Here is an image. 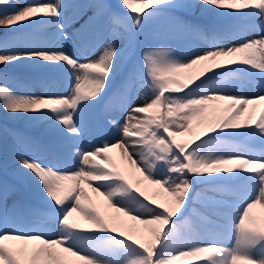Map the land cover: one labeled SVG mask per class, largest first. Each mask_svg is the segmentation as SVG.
<instances>
[{
    "label": "snow or ice",
    "instance_id": "6c2138e0",
    "mask_svg": "<svg viewBox=\"0 0 264 264\" xmlns=\"http://www.w3.org/2000/svg\"><path fill=\"white\" fill-rule=\"evenodd\" d=\"M119 5L0 0V110L43 132H9L30 195L0 183V264H264V94H230L249 78L264 93V0ZM161 18L206 47L146 50L113 88ZM18 67L30 74L10 76ZM90 128L119 137L84 150ZM62 151L74 168L54 162Z\"/></svg>",
    "mask_w": 264,
    "mask_h": 264
},
{
    "label": "rangeland",
    "instance_id": "374dc122",
    "mask_svg": "<svg viewBox=\"0 0 264 264\" xmlns=\"http://www.w3.org/2000/svg\"><path fill=\"white\" fill-rule=\"evenodd\" d=\"M77 3H86L87 0H75ZM114 6L116 11H121V7L119 5V0H109ZM91 13H87L79 23H83V20L87 19V15ZM195 18L203 24L212 25L217 22V18L212 13H201L197 11L195 14ZM79 23L76 24V27H79ZM5 30L0 29V33H3ZM145 35V36H144ZM254 36L260 35L259 32L253 34ZM143 36V37H140ZM148 40L152 43V48H170L173 50L174 55L179 58H186L193 51L206 47L204 41L199 39L193 35H176L167 31L166 21L161 18L156 21L153 25H151L144 33L140 34L137 37L135 47L128 59L124 71L121 72L117 77L115 82L113 83V88L120 82V80L125 76L128 72V69L132 66H135L138 70H143V60L142 56L146 50L143 43H147ZM65 50L72 52V44L71 42H66ZM98 54L94 53L93 57ZM10 76H27L29 73L23 67H18L14 69H9ZM71 79L64 78L61 80L55 91L57 93H64L70 87ZM9 86L12 85V80L8 81ZM36 94H41L42 89L39 85L33 88ZM230 94H241L245 96H252L254 94H264L261 93L259 88L256 86V81L253 78H249L245 80L242 86L236 87L231 90ZM146 95L150 97V93L146 90ZM136 92L133 90L132 92V103L134 105H142L145 103L143 99H136ZM18 132L23 135L40 138L43 135L42 129H38L34 127L30 121L23 119H15L10 114H6L3 110H0V183H6L11 188H15L17 190L16 195L29 196L28 189L25 186V179L21 177L17 171L16 166L13 162L14 157V141L9 132ZM119 137V132L114 129L107 130H96L90 128L84 137L78 141L79 146L84 150H90L94 146H102L104 140H109L111 142H115V139ZM178 139H187V137H178ZM258 146V145H254ZM38 156L39 159L48 163L52 160L50 155L45 158V155H41L39 153L33 154L29 153L28 157L33 158V156ZM115 155V153H114ZM58 162V166L64 169H72L76 166V159L73 158L70 152L62 151L61 155L57 156L56 161ZM11 199V197H10ZM32 203L39 205V201L35 198H31ZM257 215L264 217V210L257 209Z\"/></svg>",
    "mask_w": 264,
    "mask_h": 264
},
{
    "label": "bare ground",
    "instance_id": "6f19581e",
    "mask_svg": "<svg viewBox=\"0 0 264 264\" xmlns=\"http://www.w3.org/2000/svg\"><path fill=\"white\" fill-rule=\"evenodd\" d=\"M27 72H28V70L27 69H25ZM29 73V72H28ZM30 74V73H29ZM70 78H68V80H69ZM58 155H61V153H59Z\"/></svg>",
    "mask_w": 264,
    "mask_h": 264
}]
</instances>
